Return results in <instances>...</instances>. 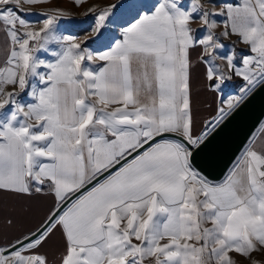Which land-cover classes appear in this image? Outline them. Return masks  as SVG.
Instances as JSON below:
<instances>
[{
  "label": "snow or ice",
  "instance_id": "obj_1",
  "mask_svg": "<svg viewBox=\"0 0 264 264\" xmlns=\"http://www.w3.org/2000/svg\"><path fill=\"white\" fill-rule=\"evenodd\" d=\"M50 2L0 0V34L7 38L0 199L47 194L58 205L34 231L0 244V264H48L39 249L56 231L64 239L59 264H237L232 254L255 264L252 253L264 249V150L246 146L220 183L202 175L194 156L264 85V0L221 4L219 11L212 0L131 3V19L114 41L101 31L114 5L92 7L85 15L95 14L92 42L103 51L57 35L63 12L25 7ZM218 16L226 17L219 34ZM232 37L252 54L242 57V68L235 52L218 51L221 39ZM196 48L211 91L234 76L245 82L199 134L191 86ZM0 221L16 224L2 209Z\"/></svg>",
  "mask_w": 264,
  "mask_h": 264
},
{
  "label": "crops",
  "instance_id": "obj_2",
  "mask_svg": "<svg viewBox=\"0 0 264 264\" xmlns=\"http://www.w3.org/2000/svg\"><path fill=\"white\" fill-rule=\"evenodd\" d=\"M61 4V8L70 11H82L83 13H88V10L92 7L100 8L99 5H91V2L87 3L85 0L79 6L74 4V1L64 0ZM101 1V0H99ZM119 1V0H118ZM117 2H109V5H115ZM91 5V6H89ZM68 7V8H67ZM85 15V14H84ZM94 13H89L82 18H65V19H79V20H91L86 28L71 30L70 26H67V29L64 27L63 32L60 36L66 35L78 38L79 41H87L88 47L91 51H103L106 50L105 47H97L95 49L90 48L91 44L93 45V36L91 35V29L95 26L96 19H92ZM37 19L36 16H31L29 20ZM107 29L106 33L111 35L112 31ZM121 31V30H120ZM82 34L89 35L88 38L84 39ZM120 32L114 34L113 38L110 40L114 41L116 38L120 37ZM58 35V34H57ZM50 47H55L54 45ZM7 48V38L0 34V61L4 58L5 49ZM200 49L196 48L192 50L191 56L193 61V67L191 69V86H192V109H193V119H194V131L196 134H199L204 130L205 123L212 121L216 116V112L220 106H222V91L216 90L215 92L211 91L206 84H211L212 82H207L205 80V71L208 65L204 64L202 61L198 60V54ZM41 59L52 60L53 58L44 52L38 54ZM99 62L94 67H98ZM25 100L29 98L25 95ZM261 126V127H260ZM258 130L255 132L253 137L250 139L249 144L254 143V147L257 151L264 150V121L262 125L260 124ZM244 150L242 151V153ZM242 153L240 155H242ZM237 162V161H236ZM236 162L229 169L225 177L220 181L226 178L228 173L235 166ZM217 182V183H220ZM58 205L55 203V199L51 195H37L34 196L31 200H16L11 197H4L0 199V209L3 211L4 216H13L15 218L16 224L13 228H6L2 226V221H0V244H5L9 241L14 242L17 237L22 238L24 234H27L31 231H34L37 227L41 225L44 219L49 214L50 210L55 209ZM64 249V239L60 231H56L46 244L39 249L40 253L45 255L48 259V264H59L60 256Z\"/></svg>",
  "mask_w": 264,
  "mask_h": 264
},
{
  "label": "rangeland",
  "instance_id": "obj_3",
  "mask_svg": "<svg viewBox=\"0 0 264 264\" xmlns=\"http://www.w3.org/2000/svg\"><path fill=\"white\" fill-rule=\"evenodd\" d=\"M71 1L73 2L74 0H71ZM115 1L117 3L112 8V13L109 15L108 19L105 22V28H103L101 30L106 36L109 37V39L113 38L114 34H117L118 32H120L121 27L126 26L127 21L129 19H131L130 17L125 16L127 6L131 3L143 2V0H119V1L118 0H101V1H99V0H87V3L91 2L92 3L91 5H94V6L99 5L100 8H106V7L112 6V5H109V2H115ZM63 2H65V1L64 0H51L50 3L44 4V5H34V6H30V7L29 6H25V7L28 8V10H30L29 12H31V13H40V12H43L46 10H55V11L63 12L64 16H67L69 18H75V17L76 18L77 17L82 18L85 16L84 15L85 12L83 13L80 10H78L76 12L70 11V10L64 11L65 8H63V9L61 8V4H63ZM212 2L216 5V11H219L221 4L236 5L240 2V0H212ZM91 5H89V6H91ZM21 15H24V13H21ZM31 16H33V15H28L27 19H30ZM92 19H94V20L96 19L95 14L92 16ZM214 19L218 23V27L215 31L217 32V34H219L223 30V23L226 20V17H219L218 16V17H215ZM90 21H91L90 19L89 20H79V19H65V18L61 17L57 22L56 34L61 35L63 32L62 31L63 28L65 27L67 29V26H70L71 30L86 28ZM192 28L196 30L198 37L203 36L204 31L198 23L192 24ZM107 29L110 30L109 32L112 31L111 35H108L106 33ZM67 34H70V33H67ZM82 36L84 39L89 37V35H86V34H82L80 37H82ZM221 43L224 44L225 47L222 50H218V51L220 52L221 55L231 54L232 52H235L237 67H240V68L243 67V64H242V57L243 56L252 55L250 53L248 47L239 43L237 41L236 37H232L231 39H228V40L221 39ZM100 46L101 45H99L98 43H93V45L91 44L90 48L95 49V48L100 47ZM215 64L217 66H223L224 61L217 60L215 62ZM244 83L245 82L243 81L242 78L235 77V76L233 77L232 80L226 81V83L224 85H222L220 88V90L223 92L222 97H221V101L223 102L222 104L226 103L233 96H240L241 93H240L239 89H240V87H242L244 85ZM248 145H249V141L247 142L246 146H248ZM245 147H244V149H245ZM240 156L241 155H239L238 157H240ZM238 157H237V159H238ZM237 159L235 160V162L237 161ZM208 226H210V225H208ZM232 255H233V258L236 260L237 264H251V262L249 260H246L242 257H239L236 254H232ZM252 261H254L255 264H264V249H260L256 252H253L252 253Z\"/></svg>",
  "mask_w": 264,
  "mask_h": 264
},
{
  "label": "water",
  "instance_id": "obj_4",
  "mask_svg": "<svg viewBox=\"0 0 264 264\" xmlns=\"http://www.w3.org/2000/svg\"><path fill=\"white\" fill-rule=\"evenodd\" d=\"M263 119L264 85H261L211 132L207 147L195 154L194 163L202 175L212 183L220 182Z\"/></svg>",
  "mask_w": 264,
  "mask_h": 264
},
{
  "label": "built area",
  "instance_id": "obj_5",
  "mask_svg": "<svg viewBox=\"0 0 264 264\" xmlns=\"http://www.w3.org/2000/svg\"><path fill=\"white\" fill-rule=\"evenodd\" d=\"M28 11H30V10H28ZM62 18H69V17L63 15Z\"/></svg>",
  "mask_w": 264,
  "mask_h": 264
},
{
  "label": "trees",
  "instance_id": "obj_6",
  "mask_svg": "<svg viewBox=\"0 0 264 264\" xmlns=\"http://www.w3.org/2000/svg\"><path fill=\"white\" fill-rule=\"evenodd\" d=\"M263 121H264V119H263ZM263 121H262V123H263ZM262 123H261V124H262ZM258 128H259V127H258ZM257 130H258V129H257ZM257 130H256V131H257ZM256 131H255V132H256ZM255 132H254V134H255ZM254 134H253V135H254ZM252 137H253V136H252ZM252 137H251V138H252ZM249 141H250V140H249Z\"/></svg>",
  "mask_w": 264,
  "mask_h": 264
}]
</instances>
